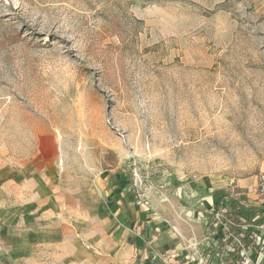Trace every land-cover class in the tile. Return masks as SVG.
<instances>
[{"label":"rangeland","instance_id":"rangeland-1","mask_svg":"<svg viewBox=\"0 0 264 264\" xmlns=\"http://www.w3.org/2000/svg\"><path fill=\"white\" fill-rule=\"evenodd\" d=\"M263 176L264 0H0V264L55 262L5 242L40 179L128 197L212 264Z\"/></svg>","mask_w":264,"mask_h":264},{"label":"crops","instance_id":"crops-1","mask_svg":"<svg viewBox=\"0 0 264 264\" xmlns=\"http://www.w3.org/2000/svg\"><path fill=\"white\" fill-rule=\"evenodd\" d=\"M37 183L39 219L25 220L21 241L7 238L5 242L12 250L13 243L18 241L23 253L27 252L30 257L27 243L36 239L52 245L54 264L56 261L57 264H166L172 255L182 264H189L183 261L184 255L172 229L164 220L151 218L140 203L128 197L116 199L105 194L102 197L95 190H74L58 180L43 183L40 179ZM262 183L259 192L254 191L255 186L250 189L254 193L252 204L258 208L250 220L251 228L257 231L260 227L264 231V176ZM33 224L37 227L36 233L27 229ZM3 227H13V224L5 222L0 226ZM240 232L238 236L233 233L229 241H225V236L215 240L208 238L212 252L219 246L222 248L217 253H222L219 263L224 264L223 259L229 257L230 261L225 264H242V248L253 247L251 264H264V250L254 244L252 237L244 235V230ZM262 238L264 242V234ZM225 243H229V248Z\"/></svg>","mask_w":264,"mask_h":264},{"label":"built area","instance_id":"built-area-1","mask_svg":"<svg viewBox=\"0 0 264 264\" xmlns=\"http://www.w3.org/2000/svg\"><path fill=\"white\" fill-rule=\"evenodd\" d=\"M219 217V215L217 216V218ZM244 235H247L248 237H252L253 240H254V244L258 245L260 247L261 250H264V242H263V238H262V235L264 234V231L263 229L260 227L259 230H255L254 228H244V232H243ZM232 234H230V232H225V241H229L230 240V236ZM227 245V247L229 248V243H225ZM209 247H210V244H209ZM252 251H253V247H250V248H245L243 247L242 248V254H243V263L242 264H251L252 263V260L250 258V255L252 254ZM212 250L210 253H208L206 256H204V261H209L210 262V259H215L216 258V254L213 256L212 255ZM219 255V254H218ZM262 258V253L260 254V260ZM214 262V260H211ZM220 262V260H219ZM218 262V263H219ZM166 264H182L180 261H178L176 259V256L175 255H172L168 262ZM190 264V263H189ZM201 264V263H199Z\"/></svg>","mask_w":264,"mask_h":264},{"label":"trees","instance_id":"trees-1","mask_svg":"<svg viewBox=\"0 0 264 264\" xmlns=\"http://www.w3.org/2000/svg\"><path fill=\"white\" fill-rule=\"evenodd\" d=\"M222 209H223V208L218 207V208L216 209V211L220 213ZM232 235L234 236V234H232ZM238 235H239V234L236 233V236H238ZM223 244H224V243H223ZM229 261H230V258H229V257H227L226 260L223 259L224 264H225L226 262H229ZM239 262H241V260H239ZM218 264H220V263H218Z\"/></svg>","mask_w":264,"mask_h":264}]
</instances>
